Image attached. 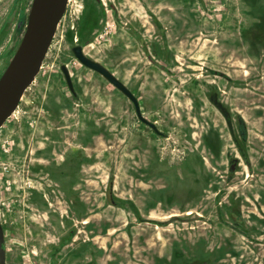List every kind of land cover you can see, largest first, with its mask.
<instances>
[{
	"label": "rangeland",
	"instance_id": "rangeland-1",
	"mask_svg": "<svg viewBox=\"0 0 264 264\" xmlns=\"http://www.w3.org/2000/svg\"><path fill=\"white\" fill-rule=\"evenodd\" d=\"M31 2L0 0V76ZM0 224L5 264H264V0H68L0 128Z\"/></svg>",
	"mask_w": 264,
	"mask_h": 264
},
{
	"label": "water",
	"instance_id": "water-1",
	"mask_svg": "<svg viewBox=\"0 0 264 264\" xmlns=\"http://www.w3.org/2000/svg\"><path fill=\"white\" fill-rule=\"evenodd\" d=\"M67 1L32 0L21 40L0 76V128L15 111L24 92L38 74L57 30L58 23L65 12ZM71 52L79 63L101 75L125 95L133 103L138 119L157 134H161L153 122L142 116L137 98L121 80L101 63L85 55L80 45L73 46ZM60 69L69 90L74 93L67 67L61 65ZM3 243L4 232L0 224V264H5Z\"/></svg>",
	"mask_w": 264,
	"mask_h": 264
},
{
	"label": "flooded vegetation",
	"instance_id": "flooded-vegetation-1",
	"mask_svg": "<svg viewBox=\"0 0 264 264\" xmlns=\"http://www.w3.org/2000/svg\"><path fill=\"white\" fill-rule=\"evenodd\" d=\"M77 153L79 155H81L80 159H76L75 161L72 160V162H71V157H69L68 155L64 157L63 162L67 163L68 171L70 173V176L66 181H68L67 184L75 182V183H79V184L83 183V184H86V186H87L88 177H81V173H82V170L84 168V165L90 166V165H92L93 161L91 160L90 156L86 155L84 152L79 151V150H77L76 154H75V156L77 158H79V155ZM128 164H129V162H128ZM137 169L139 170V168H137ZM70 192L71 193H69V194H71L73 196V195H76L78 193V190L77 189H75V190L70 189ZM88 206L90 207L91 204H89ZM186 212H188V213H186ZM186 212H184V215H191L193 213L191 210H188ZM169 215L167 217H172L171 215L178 216V213H172ZM100 219L101 220H98V222L96 224H94V226L92 228L96 232L103 233L105 231L108 223H106V220L104 217H103V219L102 218H100ZM81 223L84 224L85 227H90L92 225L90 217H89V219L83 220ZM89 263H90V261L86 262L85 264H89Z\"/></svg>",
	"mask_w": 264,
	"mask_h": 264
},
{
	"label": "bare ground",
	"instance_id": "bare-ground-1",
	"mask_svg": "<svg viewBox=\"0 0 264 264\" xmlns=\"http://www.w3.org/2000/svg\"><path fill=\"white\" fill-rule=\"evenodd\" d=\"M22 98H23V96H22ZM22 98H21V100H22ZM13 113H14V112H13ZM13 113H12V114H13ZM12 114H11V115H12ZM186 213H188V212H186ZM169 216H170V215H169ZM171 216H173V215H171Z\"/></svg>",
	"mask_w": 264,
	"mask_h": 264
}]
</instances>
